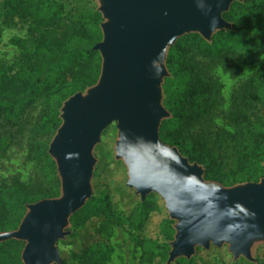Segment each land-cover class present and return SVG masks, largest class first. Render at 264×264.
I'll use <instances>...</instances> for the list:
<instances>
[{"label":"trees","instance_id":"16d2710c","mask_svg":"<svg viewBox=\"0 0 264 264\" xmlns=\"http://www.w3.org/2000/svg\"><path fill=\"white\" fill-rule=\"evenodd\" d=\"M223 17L232 23V30L217 32L210 42L197 33L188 34L170 49L167 66L172 77L166 79L164 89L172 118L162 124L160 135L191 162L203 165L207 181L228 186L257 183L264 177V65L230 96L226 109L213 68L227 57L235 63H251L264 50V0L235 2ZM102 23L96 11L77 19L69 17L59 0L7 1L0 10V37L4 28L26 31L9 42L14 57L0 59V154L26 137L35 171L28 183L0 185V233L20 226L27 205L59 195L49 145L60 128L64 102L100 78L102 59L94 46L103 39ZM248 31L261 35L259 48L242 36ZM157 205L152 195L126 217L136 236V264H167L172 223L163 220L162 241L145 234L150 212ZM100 211L113 217L109 197L88 202L73 216L74 229L86 227ZM107 229L103 223L95 229L96 235ZM24 245L14 239L1 242L0 264H23ZM63 245L61 253L70 250ZM201 252L209 253L199 248L196 257L179 259L176 264H202ZM112 253L109 243L97 240L71 251L62 264H109ZM258 260L264 264V259Z\"/></svg>","mask_w":264,"mask_h":264},{"label":"water","instance_id":"95a60500","mask_svg":"<svg viewBox=\"0 0 264 264\" xmlns=\"http://www.w3.org/2000/svg\"><path fill=\"white\" fill-rule=\"evenodd\" d=\"M103 39L94 46L102 59L96 85L66 100L50 146L61 180V196L27 205L18 230L0 234V243H25L23 264H61L58 242L69 235L70 218L92 197L102 134L116 124V159L128 169V187L142 200L160 195L176 222L167 264L190 260L198 248L228 246L235 259L254 261L264 244V179L226 188L205 180L191 163L160 137L162 84L169 76V50L185 35L208 42L232 25L223 15L245 0H98Z\"/></svg>","mask_w":264,"mask_h":264},{"label":"rangeland","instance_id":"374dc122","mask_svg":"<svg viewBox=\"0 0 264 264\" xmlns=\"http://www.w3.org/2000/svg\"><path fill=\"white\" fill-rule=\"evenodd\" d=\"M7 1L16 0H0V10L2 12L3 5ZM59 1L65 5V14L69 17L77 19L83 14H91L96 11L101 15L102 20L104 22L103 16L99 11L100 4L98 0ZM230 24L232 25V23ZM230 30H232V28ZM25 32V29L20 27L4 28L2 30V36L0 37V59L9 61L14 57L15 49L9 42L14 36H24ZM242 36L246 40L250 41L252 46H254L255 48L260 47L262 37L259 33L248 31L243 32ZM262 65H264V50L259 52L257 57L253 59L251 63H235L233 57H227L224 58L221 63L214 64L215 67L213 68V72L215 74V77L219 80V85L222 88V94L225 99L224 109H226L229 105L230 96L239 88H241L242 85H244V83L249 80ZM166 68L168 70L169 76L164 79V82L162 84V104L164 108L169 112L170 117L164 119L162 121V124L172 118V113L166 108L165 104L166 93L164 85L166 83V79L172 77V74L170 73L167 66V61ZM36 115H38V112L36 113ZM117 139L118 130L116 124H112L104 131V133L102 134L101 142L94 149L93 155L96 159V164L92 178V197L88 201L90 202L92 199H94V197L102 201L105 200V197H109L110 203L112 204L113 217L109 219L107 218V216L102 214V211H100L98 216L92 218L91 221L88 222L86 227L75 230L72 218L75 214H77L87 205V202L81 210H79L70 218L69 225L66 229V232H68L69 235L66 236L64 240H60L57 244L62 261L63 258L68 259L70 257L71 251H76L80 248H85L94 241L98 240L101 242L109 243L110 246L113 248V253L111 254V261L109 262V264H136V236L133 230L129 228L127 218L129 217V214L133 210H135L137 204L144 202L148 197L152 195L157 197L158 207H156V209L150 212V218L147 222L145 234L147 235V237L154 239L158 238L162 241L164 237V224L162 226V222L164 219H168L172 223V228L174 230L173 240L175 239L176 222L170 218L164 199L158 194H151L147 196L145 200H142L141 196L136 194V191L134 189L128 187V169L122 160L116 159L115 147ZM182 156L188 159V157H186L185 155L182 154ZM199 165L205 169L203 165ZM34 174V164L29 161L26 137L13 143L4 155L0 154V185L4 183L10 184L14 181L28 183L29 180L34 176ZM57 176L60 182L59 195L57 197L59 198L61 196V180L58 175V172ZM262 179H264V177L261 178L259 182ZM246 183L251 182H239L232 186L224 185L221 183L219 184L226 188H230ZM117 219L120 221H118ZM103 223L108 225L107 231H103L102 233H98L96 235L95 229L98 226H101ZM18 228L16 230H18ZM60 242L65 244V246H68L70 250H65V252L61 253V246L63 244ZM171 242L172 241H170V251ZM198 249L196 251V254L192 258L198 255ZM206 251H208L209 253L201 252V256H199L201 257V259L204 260L202 264H258V257L264 259V244L262 243H258L254 246V261H249L244 257L235 259L234 256L229 252L227 245H224L221 248L211 247L209 250ZM176 262L172 264H176Z\"/></svg>","mask_w":264,"mask_h":264}]
</instances>
